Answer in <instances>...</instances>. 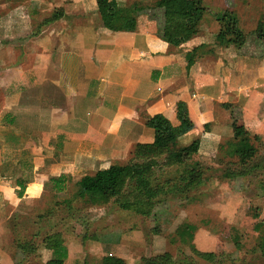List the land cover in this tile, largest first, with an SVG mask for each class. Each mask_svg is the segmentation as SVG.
<instances>
[{
	"label": "crops",
	"instance_id": "crops-1",
	"mask_svg": "<svg viewBox=\"0 0 264 264\" xmlns=\"http://www.w3.org/2000/svg\"><path fill=\"white\" fill-rule=\"evenodd\" d=\"M215 36L207 37L208 45H215ZM205 41L192 37L179 47L165 42L158 9L140 14L133 31H111L95 0H0V264L34 258L45 264L52 257L41 241L33 253L17 249L11 226L23 215L34 216L37 233L44 231L39 215L48 217L52 235L62 233L63 264H102L106 255L139 264L143 255L169 252L159 236L147 246L136 240V228L113 240L107 233L83 240L96 222L108 226L107 207H91L97 215L80 220L82 236L62 232L54 213L82 177L126 163L136 144L152 143L150 117L161 114L177 126L178 102L194 125L180 142L199 138L193 162L210 160L206 147L215 153L226 139L231 144L236 118H242L236 126L264 133V50L238 56L232 46L202 50ZM194 49L188 68L185 56ZM60 176L67 177L66 186L57 192L52 180ZM20 179L29 182L18 197Z\"/></svg>",
	"mask_w": 264,
	"mask_h": 264
},
{
	"label": "rangeland",
	"instance_id": "rangeland-1",
	"mask_svg": "<svg viewBox=\"0 0 264 264\" xmlns=\"http://www.w3.org/2000/svg\"><path fill=\"white\" fill-rule=\"evenodd\" d=\"M202 2L204 11L198 31L193 37L206 41L198 47H203L201 49L204 50L205 47L232 46L238 56H257L264 50V41H255L252 34L258 23L264 22V0ZM233 15L238 23L231 21ZM237 24L246 36V42L240 49L235 48L234 43L230 41ZM219 33L223 35L216 39ZM209 35H216L215 45H208ZM241 119L235 120L241 123ZM231 121L235 122L233 119ZM237 123L232 126L233 130ZM249 134L256 137L250 138L255 154L244 162L245 165L231 154V144L227 146L226 139V144L222 142L218 150L215 149V153L213 147L205 148L204 154L211 157L207 162H200V159L193 162L191 156L190 166L194 170V176L190 180L177 179L182 175V171L175 167L163 168L159 177L163 178L159 181L165 187L163 200L158 203L152 219H141L137 224V231L133 234L135 239L147 246L152 236H159L165 239L169 252L175 258L192 264H264V133ZM180 137L179 146L195 147L199 144L198 137L189 144L181 143ZM241 172L246 174L238 177L237 174ZM230 176L234 178L231 179ZM192 179L197 183L191 187ZM70 196L73 210H68V205L63 203L65 198L62 199L61 203H56L58 209L54 213L57 217H54V221H59L62 232L82 236L86 227L79 223L80 220H90L97 214H93V208L83 200L75 198L72 194ZM113 208L110 206L108 210L113 211ZM109 211V218L105 223L112 225L113 229L117 225L118 229L121 227L125 233L130 232L127 227L131 220L125 216L120 218L119 214ZM32 216H20L22 219L18 218L16 221L19 228L15 227V230L19 239L31 240L37 245L48 229L49 219L43 220L44 231L36 236L40 227L33 225L35 218ZM49 216L52 217V214ZM92 226L90 231L88 230L90 234L95 231L96 234H103L104 223L98 221ZM111 234L109 238L113 240L116 235ZM123 234L121 235L124 236ZM149 252L151 251L147 250L145 254ZM18 259L22 261L24 258L19 255ZM34 260L37 261L36 258L29 259V264H39Z\"/></svg>",
	"mask_w": 264,
	"mask_h": 264
},
{
	"label": "trees",
	"instance_id": "trees-1",
	"mask_svg": "<svg viewBox=\"0 0 264 264\" xmlns=\"http://www.w3.org/2000/svg\"><path fill=\"white\" fill-rule=\"evenodd\" d=\"M95 1L104 27L111 31H133L136 27V18L140 14L149 8L160 10L162 15V39L174 47L184 44L197 33L204 11L202 0H153L149 5L137 0H124L129 2V4L123 7L118 5V0ZM58 15L59 13L53 14L46 22L58 18ZM231 21L238 23L234 15L231 16ZM252 34L255 41H264V22L260 21ZM222 35V33H219L216 39H219V36ZM232 36L233 38L230 41L234 43L235 48L240 49L246 42V36L238 27V24L233 29ZM196 53L197 51L194 49L186 54L188 68L194 63ZM176 118L179 124L174 126L161 114L150 117L146 122V126L154 131L152 143L136 144L131 158L126 163H112L107 169L82 177L71 189L72 193L70 192V194L75 198L83 200L90 207H107L110 209V206H113V211H111L117 215L119 214L120 218L125 216V218H129L130 220L138 217L140 220L152 219V215L159 205L158 203L163 200L165 194V187L159 181V179H163L159 178L162 175V169L173 167L177 170L179 169L182 171V175L177 177V179L186 178L190 180L194 176L190 160L192 154L196 152L197 146H179L178 144V138L193 128V122L183 102H178L176 105ZM251 137L255 136H251L243 126L237 125L234 127L230 150L234 157L243 162V165L246 164L244 162L255 154ZM245 174L241 172L237 175L240 177ZM197 176L196 178H198ZM230 178L232 179L234 176H230ZM66 179L67 177L65 176L53 179L54 190L57 192L63 191L66 186ZM27 182H29V179L16 180L17 189L15 192L18 197L23 195ZM190 183L192 187L197 182H194L192 179ZM71 198L69 196L63 202L65 205H68V210L70 211L73 210ZM108 209L105 212L107 215L110 214L108 213ZM46 218H48L46 215L38 216V219ZM35 224H37L36 221H34L33 225ZM15 225L13 224L11 229L15 234L14 238L17 249L22 252L33 253L37 245L34 242L19 239L20 237H17ZM116 226L114 227L115 229H113L112 225L106 226L102 235H96V232L94 234L85 232L83 240H100L101 237H105V233L121 236L124 231L121 228L118 229L119 227ZM137 227L136 222L129 223L128 229H135ZM109 228L110 230H108ZM18 234L20 235V233ZM39 234L36 232L35 235L38 236ZM41 242L46 247L48 246L52 249V257L45 264H63L67 251L62 244L63 238L61 233L55 236L52 235L51 230L47 229ZM102 264L125 263L119 258L106 255L102 259ZM139 264L192 263L178 260L172 253L165 252L161 255H143L139 259Z\"/></svg>",
	"mask_w": 264,
	"mask_h": 264
}]
</instances>
